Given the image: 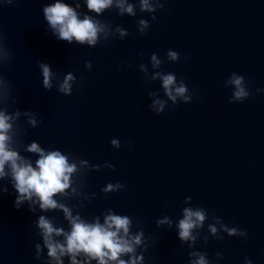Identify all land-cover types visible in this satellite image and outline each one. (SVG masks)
Returning <instances> with one entry per match:
<instances>
[{"label":"water","instance_id":"1","mask_svg":"<svg viewBox=\"0 0 264 264\" xmlns=\"http://www.w3.org/2000/svg\"><path fill=\"white\" fill-rule=\"evenodd\" d=\"M53 2L5 5L0 0V34L11 54L9 64L0 67L11 86L8 111H31L41 121L36 128L23 116L17 122L26 130L21 155L34 162L37 157L22 149L37 141L92 165L113 164L115 172L102 167L83 178V192L96 198L82 201L80 214L90 221L112 209L141 220L148 240L143 264H188L191 249L181 245L175 229L187 197L191 206L209 213L196 250L206 252L212 264H244L246 257L264 264V94L255 93L264 89V0H168L155 22L139 12L138 0H130L137 5L135 17H120L115 9L97 17L127 30L128 37L95 48L52 35L42 9ZM81 12H87L84 0ZM140 19L150 23L143 36L136 27ZM169 49L181 54L178 62L167 61ZM153 53L164 60L162 71L184 79L194 93L191 103L172 107L169 102L159 116L148 108V93L160 92L166 99L160 82L146 84L139 71L141 63L152 71ZM40 61L50 64L60 80L69 72L75 75L71 96L42 87ZM233 72L244 76L252 92L242 103H228L232 89L224 84ZM114 138L121 142L119 150L111 147ZM117 182L125 190L106 197L101 190ZM0 183L8 188L0 194V264H41L35 259L34 245L42 243L35 223L47 215L67 230L62 213L33 214L27 203L17 210L16 191L7 180ZM164 215L173 220L171 230L156 226ZM213 215L247 231V240L223 234L222 240L209 236L205 244L202 237Z\"/></svg>","mask_w":264,"mask_h":264},{"label":"clouds","instance_id":"2","mask_svg":"<svg viewBox=\"0 0 264 264\" xmlns=\"http://www.w3.org/2000/svg\"><path fill=\"white\" fill-rule=\"evenodd\" d=\"M2 2L11 5L14 0ZM167 2L168 0H138L139 12L149 14L151 21L155 22L157 19L155 13L165 10ZM71 5L64 0H54L43 7V17L48 30L58 41L86 45L88 48H95L98 43L117 37L123 41L129 35L122 27L113 28L112 25L97 19L105 11L115 9L120 17L137 15V5L130 0H84L86 13L81 12V0H71ZM136 27L138 34L143 36L150 23L148 20L140 19ZM143 55L140 54L141 59ZM166 59L169 63H176L181 59V54L169 49L166 52ZM10 60L11 54L3 43V35L0 34V67L9 64ZM149 62L151 72L146 64L139 65L144 82L151 84L159 81L163 96L166 97L162 99L160 92H149L150 111L159 116L169 107V102L172 107L179 103L186 105L192 102L194 93L189 90L185 80H178L174 73H165L161 70L163 59L153 53ZM38 67L45 90L51 91L55 87L59 94L72 95L73 85L76 84L75 75L69 72L60 80L50 64L40 61ZM85 68L91 71V62L86 61ZM224 86L232 89L229 104L242 103L252 95L244 76L235 72L225 81ZM255 93L264 94V89L256 88ZM10 97L11 86L0 76V181L7 180L16 191L14 206L17 210L27 203L28 211L33 214L37 210L41 213L59 212L68 225L66 230L62 225L58 226L54 218L47 215L38 216L35 227L42 243L37 242L34 245L35 259L41 261V264H65L66 259L68 264H143L144 253L148 250V240L141 227V220L134 221L132 217L116 214L112 209L93 217L90 221L80 214V209L84 207L82 201L90 202L96 198L95 193L87 195L83 192V178L89 172L100 171L102 167L115 172V166L108 162L103 165H92L74 153L65 154L58 149L42 148L37 141L22 149L37 157L34 162L29 157L21 155L20 137L26 130L21 129L17 122L23 116L31 128H36L41 121L31 111L16 110L9 113ZM110 143L116 150L121 147L119 139L114 138ZM124 190L125 186L117 182L108 183L101 191L107 197L109 194ZM7 192L8 188L0 183V194ZM70 200H77L80 203L70 206L67 203ZM183 204L186 206L182 208V218L176 222L175 229L181 245H187L191 249L188 264H212L206 252L196 250L197 241L201 239V232L209 219V213L202 207L191 206V197H187ZM212 220L207 227L208 235L202 237L205 244L209 236L222 240L223 234L230 238L239 237L247 240V231L230 227L215 215ZM156 226L157 228L166 226L171 230L173 220L170 216L164 215L156 220ZM216 259L222 260L223 255L217 252ZM244 264H252V261L246 257Z\"/></svg>","mask_w":264,"mask_h":264}]
</instances>
